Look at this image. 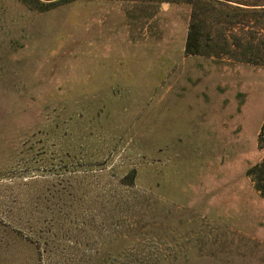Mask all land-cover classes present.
Listing matches in <instances>:
<instances>
[{"label":"rangeland","instance_id":"obj_1","mask_svg":"<svg viewBox=\"0 0 264 264\" xmlns=\"http://www.w3.org/2000/svg\"><path fill=\"white\" fill-rule=\"evenodd\" d=\"M195 9L0 0L1 256L264 264V50L187 56Z\"/></svg>","mask_w":264,"mask_h":264},{"label":"trees","instance_id":"obj_2","mask_svg":"<svg viewBox=\"0 0 264 264\" xmlns=\"http://www.w3.org/2000/svg\"><path fill=\"white\" fill-rule=\"evenodd\" d=\"M185 54L194 57H228L241 63L261 65L264 50V0H194ZM229 2V3H228ZM248 27L244 35L235 34ZM263 136L260 135V142ZM264 198V162L248 171ZM0 264H16L0 255ZM24 264V263H23Z\"/></svg>","mask_w":264,"mask_h":264},{"label":"crops","instance_id":"obj_3","mask_svg":"<svg viewBox=\"0 0 264 264\" xmlns=\"http://www.w3.org/2000/svg\"><path fill=\"white\" fill-rule=\"evenodd\" d=\"M184 50H185V47H184Z\"/></svg>","mask_w":264,"mask_h":264}]
</instances>
